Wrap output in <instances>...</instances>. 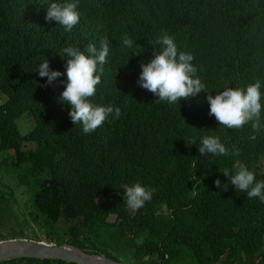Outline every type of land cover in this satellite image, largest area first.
<instances>
[{
  "label": "trees",
  "instance_id": "trees-1",
  "mask_svg": "<svg viewBox=\"0 0 264 264\" xmlns=\"http://www.w3.org/2000/svg\"><path fill=\"white\" fill-rule=\"evenodd\" d=\"M50 2L0 0V214L15 201L36 222L40 215L49 222L73 219L65 230L69 242L133 264H264V202L236 191L222 172L234 174L242 162L264 180V131L220 126L208 114L203 90L177 104L160 101L138 85L140 57L122 39L127 34L131 48L140 45L152 55L163 35L172 36L178 50L194 56L205 90H214L225 79L221 61L229 48L250 43L264 27V0H79L80 21L71 31L45 20ZM252 7L257 23L231 22L221 43L206 42L215 19ZM105 37L108 62L92 99L118 106L121 115L84 134L58 99L66 75L48 84L36 67L47 58L51 69L65 73V47L99 50ZM23 113L32 122L20 132L15 119ZM205 135L218 136L228 154L201 156ZM42 178L57 184L42 187ZM217 178L226 190L217 188ZM135 182L155 189L139 209L124 197ZM53 262L76 264L0 260Z\"/></svg>",
  "mask_w": 264,
  "mask_h": 264
},
{
  "label": "clouds",
  "instance_id": "clouds-1",
  "mask_svg": "<svg viewBox=\"0 0 264 264\" xmlns=\"http://www.w3.org/2000/svg\"><path fill=\"white\" fill-rule=\"evenodd\" d=\"M78 3L79 0H62V2L53 0L48 3L45 20H54L58 25L63 26L65 31H71L80 21ZM231 22L239 25L251 23L253 26L258 22L257 12L252 7L215 19L214 23L208 25L206 42L212 45L221 43L218 38L225 32L223 27L226 28ZM122 39L123 44L130 48L129 51L138 52L137 57H140L141 71L137 80L138 85L153 93L160 101L177 104L181 99L195 97L203 90L202 98L207 95L208 114L214 116L220 126L239 130L250 124L253 133L264 131V121L261 119L264 113V91L261 90L262 84L264 85V27L253 36L250 43L240 42L229 48L221 61L225 79L215 83L214 90L210 91L205 90L206 80L203 83L197 74L198 69L193 64L194 56L190 52L178 50L172 36L163 35L158 41L162 45L161 50L153 52L152 55L143 50L140 45L131 48L133 41L127 34H124ZM110 44V40L105 37L100 41L99 50L95 44H88L83 51L79 47H65L63 52L68 57L65 73L51 69L47 58L36 67L39 76L46 77L48 84L66 75L67 80L58 99L62 104L69 106L68 115L71 121L75 125H82L84 134L103 127L110 116L112 119H118L121 115V109L118 106L94 103L92 99L96 95L97 86L101 83L104 65L108 62ZM198 151L201 156L207 154L223 156L227 155L229 150L218 136L205 135L201 139ZM222 172L228 177L229 183L234 185L236 191L246 193L249 199L258 198L264 202V180H257L255 173L246 164L242 162L237 164L234 174H230L227 168ZM44 179L52 178H42L39 182L42 187L44 185H41V182ZM198 182L201 181L198 180ZM55 184L57 183L54 182ZM214 184L223 190L228 187L227 183L221 185L219 178L214 181ZM154 192V188L135 182L124 189V197L131 209H139L152 199ZM193 195L196 193L193 192ZM110 215L113 217L109 218ZM61 219L65 218L62 217L59 220ZM105 219L112 221L114 214L108 212ZM65 220H68L70 222L68 225L71 226L75 222L73 219ZM68 225L61 228L64 233ZM66 236L65 241L71 243L68 241L70 235ZM24 237L40 239L35 236ZM48 241L58 242L51 238ZM81 248L93 251L86 247Z\"/></svg>",
  "mask_w": 264,
  "mask_h": 264
},
{
  "label": "water",
  "instance_id": "water-1",
  "mask_svg": "<svg viewBox=\"0 0 264 264\" xmlns=\"http://www.w3.org/2000/svg\"><path fill=\"white\" fill-rule=\"evenodd\" d=\"M41 185L52 187L54 182L52 179H44ZM15 257L59 259L76 264H133L102 253L88 251L65 240L52 242L24 236L0 238V259Z\"/></svg>",
  "mask_w": 264,
  "mask_h": 264
},
{
  "label": "rangeland",
  "instance_id": "rangeland-1",
  "mask_svg": "<svg viewBox=\"0 0 264 264\" xmlns=\"http://www.w3.org/2000/svg\"><path fill=\"white\" fill-rule=\"evenodd\" d=\"M26 115V113H23L15 119L16 125L19 128L18 130L20 132H25L30 127V124L32 122L30 119L25 117ZM24 144V146H27L31 143L26 142ZM22 198L25 199L26 197ZM22 208L23 205L21 203L17 204L15 201H12L7 206L8 210H5L7 212L4 214H0V238L16 235L34 236V234L37 235L38 238L47 241L49 240V238L54 241H64L67 238V233H64L61 228H65V226L70 223L68 220L61 219L55 222H49L44 215H40L37 217V220L41 222L39 223L33 221L28 214H23ZM112 217L113 215L109 216V218ZM15 231H21V233ZM51 264L60 263L53 262Z\"/></svg>",
  "mask_w": 264,
  "mask_h": 264
}]
</instances>
